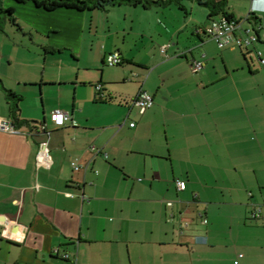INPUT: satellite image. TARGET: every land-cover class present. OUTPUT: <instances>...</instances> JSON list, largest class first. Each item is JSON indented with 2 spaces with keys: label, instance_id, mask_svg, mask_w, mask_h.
<instances>
[{
  "label": "crops",
  "instance_id": "obj_1",
  "mask_svg": "<svg viewBox=\"0 0 264 264\" xmlns=\"http://www.w3.org/2000/svg\"><path fill=\"white\" fill-rule=\"evenodd\" d=\"M210 1L242 21L240 35L264 26V0L14 6L29 43L0 34V123L16 129H0V264H264V35L219 48L205 33L223 16ZM4 89L29 123L15 126ZM141 91L154 98L144 113ZM56 110L70 114L64 126Z\"/></svg>",
  "mask_w": 264,
  "mask_h": 264
},
{
  "label": "built area",
  "instance_id": "obj_2",
  "mask_svg": "<svg viewBox=\"0 0 264 264\" xmlns=\"http://www.w3.org/2000/svg\"><path fill=\"white\" fill-rule=\"evenodd\" d=\"M255 11V10H252ZM250 20V17L248 18ZM253 28H250L246 30L245 35H240V31L242 29V21L237 20H230L227 16H221L218 18H213L210 22V24L205 28V33L216 43L218 44L219 48H226L231 46H238V47H247L249 45H252L256 42H258L261 39V35H264V26L262 24H253ZM171 45H166L161 48V51L163 53H166L168 48H170ZM261 63L264 65V58L262 56L259 57ZM106 63L109 66H117L122 63V57L120 53L116 52L113 54H109L106 57ZM204 62L195 60L191 64V69L195 73H199L204 69ZM97 91L101 93L102 91V85L98 84L96 86ZM133 105L138 108V110L141 113H144L148 109H150L154 105V98L151 94H149L146 91H141L138 96L134 99ZM70 114L61 110H56L52 112L51 114V120L52 122L58 126H64L66 121L70 119ZM135 126V122L131 123V127ZM0 129L8 132H15V127L9 123V122H1L0 123ZM94 150H98L95 147H93ZM98 150L97 152H99ZM104 157L107 158V154L103 153ZM51 162V156L49 153V150L47 148V144H42V148L38 154V163L39 164H49ZM75 170H79L80 167L75 163L74 164ZM177 187L180 190H183L186 188V182L177 180ZM171 204V203H169ZM262 214V209L257 208L255 209L253 213L254 218L260 217ZM201 222L203 224L208 223V219L204 214H200ZM187 224V223H186Z\"/></svg>",
  "mask_w": 264,
  "mask_h": 264
},
{
  "label": "trees",
  "instance_id": "obj_3",
  "mask_svg": "<svg viewBox=\"0 0 264 264\" xmlns=\"http://www.w3.org/2000/svg\"><path fill=\"white\" fill-rule=\"evenodd\" d=\"M16 4L33 3L37 8L44 9L48 12H53L59 9L74 10L79 12L107 11L110 8H115L123 5L143 6L149 8L156 5L167 4L171 0H0V33H5L7 23H12L18 26L15 18L14 5L5 6L8 2ZM211 10L212 16L217 11H222L223 16L234 20V17L225 10V4L222 2L210 1L205 3ZM254 24V23H253ZM1 82V79H0ZM5 98L9 106V114L13 119L15 126L29 123L20 117V102L21 96L12 90L4 89Z\"/></svg>",
  "mask_w": 264,
  "mask_h": 264
},
{
  "label": "rangeland",
  "instance_id": "obj_4",
  "mask_svg": "<svg viewBox=\"0 0 264 264\" xmlns=\"http://www.w3.org/2000/svg\"><path fill=\"white\" fill-rule=\"evenodd\" d=\"M8 5H14V6H17L18 8L19 7H22L21 5L22 4H16V3H13V2H8V3H6L5 4V6L7 7ZM34 5V4H33ZM174 11H177V10H174ZM15 18H16V20H19V24H21V25H23L24 27H26L27 25L25 24V16L24 15H17V13H15ZM26 28H28V27H26ZM17 29V27H15L12 23H7L6 24V26H5V34H9L10 35V37H17V38H19V40H20V42H21V40H24V41H26V43H29V38H24V36H21V33H20V35H19V33H18V30H16ZM0 34H2V33H0ZM0 37H2V39H3V41L4 42H6L5 40L7 39V38H5V36H3V35H0ZM8 40V39H7ZM0 49H1V43H0ZM111 67H114V66H111ZM6 87V86H5ZM7 88V87H6ZM26 96V95H25ZM39 99H40V96H39ZM31 100V98L30 97H26V98H24V101H23V103H22V105L25 107V109L26 110H28V108H30V101ZM40 101V100H39Z\"/></svg>",
  "mask_w": 264,
  "mask_h": 264
}]
</instances>
